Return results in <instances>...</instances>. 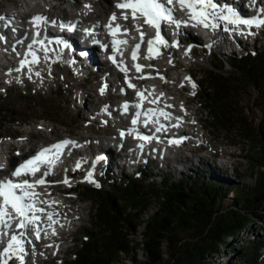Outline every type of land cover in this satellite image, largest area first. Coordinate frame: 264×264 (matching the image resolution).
I'll return each mask as SVG.
<instances>
[{"label": "rangeland", "instance_id": "rangeland-1", "mask_svg": "<svg viewBox=\"0 0 264 264\" xmlns=\"http://www.w3.org/2000/svg\"><path fill=\"white\" fill-rule=\"evenodd\" d=\"M3 6L4 7L0 4L1 8L6 9L5 7H8L9 4L5 1ZM60 12L61 11H57L56 13L58 14ZM62 12L67 16H71L70 10L63 8ZM256 38L258 39L254 42L251 40L245 42L242 48H238V51L233 54L240 57V53L244 54L248 50L255 51L252 53H264V28L262 31L259 30L258 34H256ZM219 50L222 49L216 48L215 53L211 55L210 52L213 50L209 52L203 51L197 46L196 50L194 49L195 53L192 55L194 64L189 70L193 75V82L196 85V96L194 98L197 100L194 99L195 101L188 102V104L189 107L192 106L194 108H198L200 104L202 105V108L195 116V122L197 127L202 125L209 130L210 135L208 133L207 136L210 139V143H212L211 146L215 147V151H213L212 148H210V150H212L211 153L207 151L198 152L197 150L196 155H201L204 158V163L202 164V168H200L201 171L199 174H197L198 172L196 169L199 168V163L196 159L194 162H188L186 164H182L178 161H170L167 168L163 164L158 166V162L156 163L154 161H151L148 166H141L135 176L142 177L141 181L143 185L152 187H150V189L146 188L147 194H144L137 202L139 205L146 207L151 201L153 202L156 200L157 202L156 194L151 193V191L161 188L163 176L161 175L160 167L166 169V172L163 173H168L167 175L171 176L173 180L183 176L187 178L192 176L190 180H195L194 176L196 174V179L200 178V180L198 179L199 183L202 182L203 176L208 174L206 169L212 168L216 177H222L231 183V185H235L231 188L229 194L222 200V211L224 212L238 202V199L235 198V187H241L244 184L247 186V189L248 187L251 189L257 177H262L264 179V168L260 165H256V161L252 159V153L257 149L254 140L244 135L245 133L243 129L241 130L239 125H235L229 129L216 128L211 120V112L202 98L207 88L204 85L208 84V82L210 85L213 84V82H210L208 78H206L207 74L217 73L230 78L233 77L234 71H240L239 69L236 70V67L232 64L233 54H223L222 51ZM177 67V64H175L173 68ZM183 72L185 73L187 71ZM171 73H174L173 69ZM48 78L49 81L45 82L43 85L40 83H44V81L38 79L35 81L34 79H28V81H33L37 84L17 80L11 81L10 84L5 87L0 83L1 136L23 134L25 133L23 130L32 128L33 133L31 136L36 138V141L44 138L48 140V137L43 135L40 127H37V124L42 121L40 119L35 121V117L45 118L57 131H71L74 134L73 138L82 137L85 133L96 136L115 134L116 130L113 126L92 122L88 123L84 117V115H89V110L83 108L81 99L78 96L79 93L84 91L83 96L87 99V103H89L90 100L95 102L99 101L101 92L98 87L101 80H98L97 74L90 75L88 80H83L84 77L77 76L76 71L74 76L75 80L73 81H66L60 74L49 76ZM189 83L191 84V81H189ZM258 83L259 82H254L247 87L248 81L241 79V83L239 84L241 93L236 96L239 104L244 105L246 108V115L249 117L248 122H250V125L253 123L256 128H258V126L261 128L264 119V82ZM230 85L237 87L238 82L234 81V83L232 82ZM97 89L100 92L99 94H97ZM208 91L211 92V95L214 94L213 89ZM177 93L183 100L192 94L188 90H178ZM242 123L244 122L242 121ZM185 151L187 152L188 149ZM213 152L216 153L213 154ZM227 153H234L231 162H228L229 159L227 157L222 156ZM99 167V169L95 167L94 179L101 185L97 188L103 192L101 193L102 195L93 192L92 189H96L95 184L85 180L86 172L89 171L87 167H84L83 170L78 169L75 172L76 174L73 180H81L82 183L75 186L74 191H70L68 195L64 196L66 199H72L79 204L85 205V208L81 210V214L79 215L81 218L75 220L78 227L76 229L75 226L71 227L74 228V231L64 241L61 251L54 255H48V260H43L37 264H76L75 252L81 245L84 234H87L85 231L95 226L96 219L94 216V209L97 203H101L103 196L107 195V193L113 191L115 197H117L116 202L120 203V205L127 206L131 203L130 197L126 196L123 192V181L125 179L121 181L120 177H117V173H114V178H112L113 175L109 177L105 174L104 167L102 165H99ZM99 172H101V176H98ZM236 176L239 177V180ZM240 191L242 193V190ZM254 211L264 216L263 209L257 210L255 208ZM149 216L150 213L145 212L142 220H145V217L147 218ZM143 228L144 223L141 222V224L138 225V232L131 233L128 236V238H130L129 246H133L132 251L130 253L121 252L119 254L120 262L116 261L112 264H135L133 257L136 255H138V259H143L142 249L137 245L139 240H141ZM192 232L193 230H191V232L185 230L178 231V237L181 239L183 238L181 249L190 247L191 241H193ZM239 235L240 236L230 237L229 243L226 246L221 247L218 252L208 256L206 260H202V264H264V221L253 220ZM72 238L73 241H71ZM239 239H242V241ZM66 245H72V247L66 248ZM163 257L164 259L158 264H179L178 262L173 263L170 249L167 248L166 245L164 246Z\"/></svg>", "mask_w": 264, "mask_h": 264}, {"label": "trees", "instance_id": "trees-1", "mask_svg": "<svg viewBox=\"0 0 264 264\" xmlns=\"http://www.w3.org/2000/svg\"><path fill=\"white\" fill-rule=\"evenodd\" d=\"M232 58V64L240 71H234L230 78L217 73L207 74L206 78L213 84L208 82L204 85L207 88L202 98L211 112V120L216 128L229 129L239 125L244 135L254 140L257 149L252 153V159L256 161V165L264 168V119L261 128H256L253 123L250 125L246 108L239 104L236 96L241 93V79L248 81L247 87L254 82H264V53L248 52L242 57L234 55ZM231 81L238 82V86L230 85ZM210 89H213V95L208 91ZM200 171L198 169L197 174ZM206 171L208 174L203 176L201 183L198 182L200 178L196 179V174L195 180H190L192 176L173 180L171 176L165 175L161 188L151 191L156 194L157 202L149 201L146 207L137 202L152 186L143 185L137 177L127 178L123 192L130 197L131 203L127 206L120 205L116 202L117 197L113 191L103 196L101 203H97L95 207V226L85 231L87 234H84L82 243L75 252L76 264L120 262L121 252L132 251L133 246H129L128 236L138 232L141 222L144 223V228L137 245L141 247L144 257H133L135 264L160 263L164 259L165 245L170 249L173 263L202 264V260L226 246L230 237L241 234L253 220L264 221V216L254 211L255 208L264 210L262 177L255 179L251 189H247L244 184L235 187L238 202L224 212L222 200L235 185L222 177H216L212 168ZM238 176L236 178L239 180ZM92 191L100 195L103 193L99 189ZM128 206L139 210L128 212ZM145 212L150 213V216L142 220ZM180 230H193V241L189 248L181 249L183 238L177 235Z\"/></svg>", "mask_w": 264, "mask_h": 264}, {"label": "bare ground", "instance_id": "bare-ground-1", "mask_svg": "<svg viewBox=\"0 0 264 264\" xmlns=\"http://www.w3.org/2000/svg\"><path fill=\"white\" fill-rule=\"evenodd\" d=\"M47 1L48 0H15L14 1V3L16 4L15 9H10V8L3 9L0 7V14L6 13V12L7 13L12 12V14L18 15L19 12H24L25 10H27L28 7H30L31 9H34V12L31 15V17H34L35 15H38V14H43L44 16H50V15L55 16V12L57 11V8L49 6L47 4ZM2 2L3 1H0V4H2ZM80 3L84 5L86 4L83 1ZM61 5L63 6L64 9L70 10V13L76 14V16H80V14H84V10H85L84 5L82 7H74V5L67 2L66 0L61 2ZM99 11L102 12V9H100ZM179 16L181 19H184L183 15H179ZM82 18H83L81 21L82 25L88 26L87 22H89L90 26H94V27L97 26L96 19L91 18L88 20V19H85L84 17ZM73 20L74 18H71V19H68L66 22H72ZM130 22L132 24L133 37L135 38L140 37V33L135 30L131 19H130ZM25 24L27 25V22H25ZM189 28L199 30V28H191V27ZM148 29H150L148 25H144L141 29V31L144 33V36H145V37L143 36V39H146L147 41V44L145 45L143 49V56L142 58L140 56L138 60L139 65L142 66L141 71L138 72L134 65H130L128 66V70H130V72H128L127 74L128 75L127 79H126L125 73L115 74V72L111 70L110 74L111 76H114V75L118 76V79L124 83H127V81L130 79L131 83L138 85L140 88H143L144 89L143 92H147L149 100L157 101L156 105L158 106V111H157L158 115L161 109L165 112L171 113V118L168 120H165L163 116L159 115V117L162 118V120H160L155 126L163 127L164 124L165 125L179 124L180 125L179 127L183 129V133L181 134V136L186 137V136L191 135L192 137L199 138V141H196V143H192V145L200 148L201 150L203 148H206V150H208L209 149L208 146L203 147V144H204V141L202 140L203 134L196 127H193V122L189 124V128H188V123L186 124V122L191 119L190 118L192 116L190 115L191 109L188 108L187 102H184L178 96V93H177V90L179 89L178 86L184 82H187L188 79H186L187 76L186 74H184L183 71H179L177 68H173L175 66V60L181 59L183 61L189 58H193L191 54V50L188 52V50L185 47H183V49L179 47V48H175L174 50H170L169 46L164 47L159 44H154L153 51L150 54L148 52V41L152 39L153 37H155V35L151 33L146 34ZM259 30L252 29V31H258V32ZM89 32H91V34H89ZM232 35L237 41L244 40V37H248V38L255 37L256 38V35L242 36L239 34H231L229 32H224L222 30L217 31L216 33H213L212 36L214 37L217 43L221 45H225L228 43H232V41L230 40V37ZM86 36L90 37L91 39L99 37L98 34L96 33V30L95 31L88 30L86 32ZM192 40L194 43L198 42L199 36L193 35ZM223 41H224V44H222ZM86 51L90 53L88 55V59L90 60V62L88 60H83V62L80 63L81 67L78 66L77 61H75L73 58L75 57V59L79 61V59L85 58L86 55L83 56L79 54L78 51H75V56H73L72 58L65 56V52L61 48L57 50H48L47 53L45 51L37 52L36 56L39 58L40 62L37 65L32 66V73H31L32 78L31 79H34V81L37 79L40 81L42 80L45 83L49 81V78H48L49 76L51 77V76H55L56 74H60L61 76L65 78L66 81H70V80L73 81L75 80L74 78L75 71H76V75L79 77H85V75L89 73L98 74V72L99 73L103 72L104 68L102 65H105L106 63L104 62V59L99 57V54L96 53L97 50L94 47H91L90 49ZM27 53H28V50H26L25 54L27 55ZM25 56H22V57L24 58ZM45 56H47V59H45ZM95 57H97V61L92 62L93 60H95ZM148 57H151V58H148ZM29 59H31V57H29ZM169 60H171V63H169ZM172 69L174 70V73H171ZM36 71H40L41 75L36 76L35 75ZM4 75L7 78L12 77L13 80H16V79L28 80L29 79L27 68H25L22 72H19L17 76H14L13 72H10ZM138 77H144V78H138ZM161 77H163L164 85H162L161 87L162 89H158V87L160 86L158 83L160 82ZM105 84H107V88L102 94V96L99 98L98 102L90 100V102L87 103L86 102L87 99H85V97L83 96L84 91L83 92L81 91L82 93H79L78 97L81 99L83 108L88 109L89 111L90 110L93 111V112L90 111L89 115H86V116L84 115V117L86 118V122L88 123L90 122L97 123V124L105 123V120H103L100 115H97L95 113V111H98L97 109L102 104H103L102 108H104V106L115 108V105H116L114 104L115 101L111 100L109 105H107L108 103L106 104L105 101L103 102L102 100L108 92L110 93V91L113 90L112 83L110 84V80L102 76V80L100 81L99 90ZM167 105H172L173 107L169 108L167 107ZM115 109L118 110V108H115ZM174 112H177V114H175ZM177 117H182V121H178L176 119ZM37 127H40L43 130L52 128V131L56 135L57 142L62 141L64 139H69V140L75 141L77 145L81 143L89 144V145L96 144L97 142L104 143L105 139H107L108 137L105 135L96 136L90 133H85L84 136L82 137L73 138V136L71 137L68 134H65L63 130L57 131L56 129L51 127V125L48 124L47 122L45 124L41 123ZM178 137H179L178 135L176 136L173 135L172 137L167 136V137L162 138V141H166L164 142L165 148L167 147L169 148V151H167L168 153L175 152L174 151L175 147L174 145L169 144V140L172 138H178ZM89 139H91V141H88ZM0 142H1V145L5 144L4 141H0ZM140 143L141 142L138 141L137 146ZM41 148L42 146H39V148L37 149L40 150ZM83 148L84 147L78 148V146L76 145H69L68 150L65 151L64 153L65 160L72 159V156L75 155L77 158L80 157L78 161L80 162L81 160L82 169L84 167H87L89 170L93 168L95 169L96 161L92 162V159H91L92 157L89 155V153H83ZM37 149H34V151L37 152L38 151ZM138 149L140 150L139 147ZM151 149L152 147L149 150ZM145 150H148L146 146L144 147L143 151ZM208 151L210 152L211 150L209 149ZM182 154H183L182 149L177 148L175 155L169 157L167 160H174L175 162L177 161L179 162V160L183 159ZM5 156H6L5 151L0 150V165H3V168L0 169V179L2 178L1 177L2 175L8 176L13 171V169L8 170L4 166ZM41 174H40V177H41ZM67 178L69 177L67 176ZM64 179L65 178H63L62 175L53 173L50 176L46 177V181H47L46 184L52 183L53 184L52 187L45 188L43 185H40V186H37L36 188V191L41 193L39 199L42 201H46V203L38 204L37 207L44 208L46 214L47 213H57V215H54V219L58 221V223L53 224L51 227L52 228L57 227V228H62V229L57 238L53 240L48 239L46 241L37 239L34 236V234H31L28 230V234L22 237V239L25 241L24 243L25 252H26L25 264H37L41 262L43 260V255H45L47 250L50 248L49 245H52L54 249L56 248V245H57V252H58L61 249L62 243L65 240V238L69 234H71L72 228L70 226L75 225V220L78 219L79 215L81 214V210L85 208V205L79 204L75 200H72V199L69 200V199H66V197L63 198L61 192H63L64 189H61L59 186ZM55 182H61V183H55ZM53 201H57L58 203H53ZM38 214L41 215V221H39L38 224L40 225L42 229L41 231V235H42L48 232L51 227H49V222L47 221L46 215H42V213H38ZM21 231L23 230L19 229L18 234ZM10 264H20V262L13 261V262H10Z\"/></svg>", "mask_w": 264, "mask_h": 264}, {"label": "snow or ice", "instance_id": "snow-or-ice-1", "mask_svg": "<svg viewBox=\"0 0 264 264\" xmlns=\"http://www.w3.org/2000/svg\"><path fill=\"white\" fill-rule=\"evenodd\" d=\"M115 7L122 10L119 19L124 21L129 19L132 20L135 30L140 33L141 41H143L144 36L141 29L144 25H148L149 27L155 29V37L148 41V52L150 54L153 51L154 44H159L164 47L169 46L168 41H166L164 36L161 34L162 25L173 27L178 34L181 29L191 27L203 28L205 30L212 31L213 33L222 30L224 32L239 34L242 36L256 35L258 34V31H252V29L259 30L264 28V8L258 10V15L246 18L235 8L220 5L216 2V0H117ZM84 8L86 11H92L90 4H85ZM177 13H181L184 19H181ZM0 19H3V17H0ZM117 19L118 17L116 13H112L108 24L104 25V27L108 29L109 34L114 37V47L127 43L126 40L115 39L118 32L122 30L123 34H129V29L118 23H116L115 27H113L114 22H116ZM30 22L37 29L48 24H57V21L49 20V18L43 14L35 15L32 17ZM59 27L72 31L76 29V23L60 22ZM89 34H91V32H89ZM35 37L36 38L33 39L32 44L28 47L27 55L21 59L20 66L14 69V71L22 72L25 68H27L29 79L32 78V66L37 65L40 62L39 58L36 56V52L33 50V45L39 44L46 53L48 51V49L44 47L45 40L39 38L41 37L40 31H36ZM0 40H4L6 42V38L3 36H0ZM52 42L53 41H49V43ZM17 43H23V41H18ZM55 43L63 44L64 42L57 40ZM172 46H178V42ZM209 47H211V45H209ZM139 48L140 44L137 43L135 45V50L132 53L133 60L137 59ZM116 50L119 51V48L117 47ZM13 51H15V47L13 48ZM81 54L87 55V53ZM120 54L122 55V53ZM29 57H31V59H29ZM45 59H47V56H45ZM112 59L115 62V57H112ZM169 63H171V60H169ZM134 66L138 72L141 71V65L136 64ZM121 71L125 72L127 79L128 69L121 68ZM35 75L40 76V71H36ZM161 79H163V77H161ZM186 79L191 81V77H186ZM127 86L133 89L136 88V85L131 83L130 79L127 81ZM192 86L193 88L196 87L194 82L192 83ZM106 88L107 84L101 87V94L104 93ZM137 96L140 97L141 101L147 99L143 91L137 90ZM150 102L156 103L157 101L153 100ZM135 107L141 108L142 103L136 104ZM167 107L170 108L173 106L167 105ZM124 109L127 111V104L124 105ZM149 111L151 112L152 110ZM141 114V112H137L135 114L137 118L132 120V124L138 123ZM159 115L163 116L165 120L171 118V113L165 112L162 109L159 111ZM176 119L178 121H182V117H177ZM152 122L156 123L157 121L153 120ZM193 123H195V121H193ZM179 126V124L173 125V127ZM161 130V127H157L155 129L156 132H160ZM164 130L166 131L167 129ZM120 135L123 138L126 133L121 131ZM127 135H133L137 140L144 142L138 145L141 152L144 150L145 143H151L154 139L157 142H160L159 137L141 134L137 129H133L131 132H128ZM186 139L187 137L172 138L169 140V144L179 146ZM69 145L79 146L75 141L64 139L55 144L41 148L35 155L19 163L14 168L11 176L18 179L14 180L6 178L0 180V244L4 245V247L0 249V264H10V262L13 261H19L20 264H25V241L21 237L26 236L28 234V230L31 228L35 237L39 239L42 229L38 224V222L41 221V215L38 213H45L44 208L37 207L38 204L46 203V201L39 199L41 193L37 192L36 188L37 186L46 184V177L52 174V170L59 162L60 157L63 155L64 149ZM153 151L156 150L153 149ZM17 155H19V153H17ZM42 167L45 171L41 174V178L35 180L20 179L23 177H35L37 172H39ZM81 167L82 163L77 162L76 170ZM2 168L3 165H0V169ZM94 175L95 169L93 168L87 172L85 180L89 183L95 184V186L99 188L101 185L94 179ZM62 183L70 186V181L67 177H65ZM53 203L58 202L53 201ZM54 215H57V213L46 214L49 227L58 223V221L54 219ZM14 224L23 231L19 234H16L15 232L10 234L8 230L12 229ZM55 234V229H53V235ZM51 246L52 245H49V247Z\"/></svg>", "mask_w": 264, "mask_h": 264}]
</instances>
